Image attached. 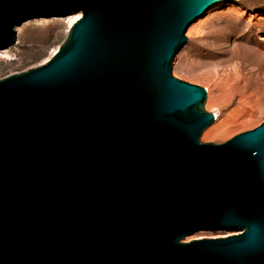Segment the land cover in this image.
I'll return each instance as SVG.
<instances>
[{"label": "water", "instance_id": "obj_1", "mask_svg": "<svg viewBox=\"0 0 264 264\" xmlns=\"http://www.w3.org/2000/svg\"><path fill=\"white\" fill-rule=\"evenodd\" d=\"M238 0H0V50L81 13L44 65L0 80V264H264V122L222 144L186 33ZM223 238L183 240L200 231Z\"/></svg>", "mask_w": 264, "mask_h": 264}, {"label": "rangeland", "instance_id": "obj_2", "mask_svg": "<svg viewBox=\"0 0 264 264\" xmlns=\"http://www.w3.org/2000/svg\"><path fill=\"white\" fill-rule=\"evenodd\" d=\"M74 14L24 22L16 43L0 50V80L46 64L65 42ZM186 37L173 61V77L206 89L204 109L218 114L201 142L222 144L264 122V0L214 5L192 23ZM241 232L200 231L183 242Z\"/></svg>", "mask_w": 264, "mask_h": 264}, {"label": "bare ground", "instance_id": "obj_3", "mask_svg": "<svg viewBox=\"0 0 264 264\" xmlns=\"http://www.w3.org/2000/svg\"><path fill=\"white\" fill-rule=\"evenodd\" d=\"M81 16H82V14H81L80 12H79V13H75V14H74V17L71 18V24H70V27H72V25H73L74 23H76V22L81 18ZM18 33H20V31H19ZM208 90H209V89H208ZM215 115H216V117L218 118V114L216 113Z\"/></svg>", "mask_w": 264, "mask_h": 264}]
</instances>
